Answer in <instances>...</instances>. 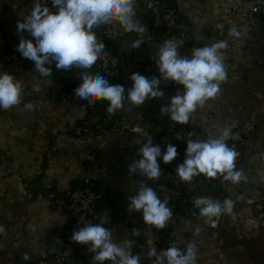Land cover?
Segmentation results:
<instances>
[{"label": "crops", "instance_id": "0c3cea01", "mask_svg": "<svg viewBox=\"0 0 264 264\" xmlns=\"http://www.w3.org/2000/svg\"><path fill=\"white\" fill-rule=\"evenodd\" d=\"M169 1L189 23L188 37H158L149 21L146 0H135L134 4L133 19L143 32L127 33L118 22L98 27L112 30V46L118 54L130 61L148 57L151 78L160 76L156 60L166 40H173L179 55L189 59L196 48L226 41L228 46L221 54L227 80L220 84L214 98L190 114L188 124L194 129L190 140L217 139L225 129L231 130L226 143L232 137L245 140L236 170L244 178L230 187L226 198L206 191L195 180L188 187L192 207L196 208L194 201L200 196L221 204L229 199L233 214L218 227L210 226L211 217L201 214L187 224L181 223L175 235L176 246L185 250L194 246V264H264V20L243 0ZM34 3L0 0V73L12 75L23 88L19 105L0 108V150L7 156L0 162V264H61L51 246L66 242L72 227L56 197L76 182L90 179L100 180L111 190L112 208L117 214L110 230L112 242L139 255V264H155L161 236L144 224L142 213L128 211L130 197L142 185L131 164L149 129H158L164 114L159 106H169L171 99L183 95L185 89L161 79L163 97L146 99L140 106L125 100L124 108L115 112L122 119L117 127L99 138L79 134L86 107L61 99V77L41 76L34 71V63L16 51L20 41L17 21L30 14ZM47 6L53 13L58 11L51 0H47ZM23 35L31 38L26 32ZM136 40L142 41L138 49L132 47ZM129 67L131 70L121 79L125 96L132 86L131 75L138 73L133 63ZM154 102L156 110L152 108ZM29 103L31 109L25 107ZM134 127L139 130L133 131ZM135 226L141 228L139 235L133 234ZM153 248L156 256L149 255ZM66 264L101 262H93L83 253Z\"/></svg>", "mask_w": 264, "mask_h": 264}, {"label": "clouds", "instance_id": "9594fccd", "mask_svg": "<svg viewBox=\"0 0 264 264\" xmlns=\"http://www.w3.org/2000/svg\"><path fill=\"white\" fill-rule=\"evenodd\" d=\"M51 3L58 10L56 13L50 11L47 0H35L30 14L24 16L22 22L17 21L20 41L16 51L32 61L34 71L45 78L52 76L53 65L57 70H82L81 83L74 89L75 95L91 105L98 101L108 102L107 112L110 114L123 109L125 100L131 105L140 106L146 99L163 97L164 93L159 88L163 79L182 85L185 92L174 96L170 105L161 111L177 124H187L196 107L214 98L220 92V84L227 80L221 54V50L228 46L226 41L196 48L189 59L179 55L178 46L173 40H166L157 54L156 65L160 76L148 78L133 73L130 77L132 86L125 96L124 86L110 84L106 76L91 71L100 55L106 54L105 44L97 40L93 28L118 22L127 33L143 32L144 29L133 19L135 0H51ZM25 32L31 38H25ZM141 43V40H136L132 47L138 49ZM22 93L19 80L6 72L0 73V108L7 110L19 105ZM25 107L31 109L32 104ZM230 132V129H225L219 138L207 142L188 141L186 159L176 168L178 178L190 183L193 177L201 174L209 178L223 175L225 181L239 183L244 177L234 171L238 154L226 144ZM177 154V147L173 144H167L162 153L161 148L153 144L152 137L148 136L147 142L138 151L141 158L133 161L131 170L138 171L149 180H157L163 175L158 159L167 164ZM167 205L168 201L161 202L152 187L141 185L138 192L130 197L128 211L142 213L145 224L164 229L172 216ZM194 206L202 216L210 218L222 212L230 213L233 202L225 199L221 204L200 196L195 198ZM104 223L102 218L100 223L80 227L73 231L71 239L81 245H90L89 251L95 254L94 260L101 264L104 261L115 264L117 259L119 264H139V255H132L112 242V234ZM149 255L156 256V249H151ZM24 259H28L27 254ZM165 259L167 264H194V246L190 245L186 254L176 247H170L161 252L155 264H164Z\"/></svg>", "mask_w": 264, "mask_h": 264}, {"label": "built area", "instance_id": "2783aa9c", "mask_svg": "<svg viewBox=\"0 0 264 264\" xmlns=\"http://www.w3.org/2000/svg\"><path fill=\"white\" fill-rule=\"evenodd\" d=\"M252 5V12L259 14L264 20V0H243ZM147 4L152 8L154 12L155 19L154 24L156 26H165L168 34L174 35L175 31H179L178 34L180 37H186L187 33L178 20V11L175 8L168 7L161 0H146ZM105 34L110 36L112 34V30L108 27L105 30ZM171 35V36H172ZM105 44V52L106 54H101L98 61L96 62V66L98 70L103 72V75L107 77L108 80L113 79L118 75L117 66L119 64L118 57L114 56L111 51L108 49L105 42H101ZM133 66L135 70L148 77L151 78L150 64L148 58L146 56H138L133 61ZM55 67L54 65L52 68ZM78 86H68L63 87L58 90L59 97L63 100L69 101H79L82 100L75 95L74 89ZM102 101L96 102L94 105L88 104L86 101V106L94 108L95 106H99ZM152 108L154 110L157 109V103H153ZM98 121V118L95 116H91L88 121L85 122V127L78 128L77 132L81 134L82 131L87 130V126L89 124H93ZM176 126L174 124H170L169 130L170 134L161 138L158 146L161 148L162 153L166 150L167 144H172L173 140L183 141L185 139V131L184 130H176ZM133 131L139 130L138 128H132ZM101 135L98 136V138ZM245 144V140L242 138L239 142L234 143L229 148L233 149L237 152V157L235 160V165L240 161V157L242 154L241 146ZM183 151H186L187 147H181ZM7 160L6 154L0 150V162H4ZM184 159L175 158L172 162L164 163L162 159H158V164L160 165L161 171L163 173L162 177L171 178L173 173H176V168L178 165L182 164ZM192 180H195L199 186L203 187H216L220 189L221 197L226 198L225 195L228 193L230 187L234 185L231 181H225L223 179V175H218L216 178H209L204 174L195 176ZM158 179L152 183L146 184V186H150L157 193L161 202L164 200L168 201L167 207L171 210L172 216L167 222V226L164 229H157L154 226L147 225L148 228L152 229L156 233L163 232L162 238L164 239V247L160 249V254L162 251H166L170 247H175V235L177 231V227L181 223H188L190 220L200 216V211L196 208L192 207L190 200L183 195L180 184L181 180L177 177L173 180V187H167L164 185H158ZM102 199L101 192H96L88 187L84 188H75L70 192V201L68 202V208L71 211V215L74 221V224L77 228L86 226L88 224H94L98 217V201ZM62 204V203H61ZM233 214V211L230 213L222 212L219 216L211 217L210 226L218 227V225L225 220L228 216ZM126 225H129L130 222L126 221ZM111 230V229H110ZM109 230V231H110ZM141 233V228L138 226L133 227V234L139 235ZM90 247V245H81L76 243L75 241H66L61 244H57L55 246L54 254L57 262L61 264L69 263L73 258L77 255H81L85 253V248ZM94 253H90L91 261L96 262L94 260ZM46 254H42V258H45ZM26 264V263H24ZM167 264V262H165Z\"/></svg>", "mask_w": 264, "mask_h": 264}, {"label": "trees", "instance_id": "16d2710c", "mask_svg": "<svg viewBox=\"0 0 264 264\" xmlns=\"http://www.w3.org/2000/svg\"><path fill=\"white\" fill-rule=\"evenodd\" d=\"M161 1L163 3H165L168 7L175 8L174 4L171 1H169V0H161ZM147 12H148V17H149V21L151 23L152 30L158 35V37H163V38L164 37H171L172 34L167 33V29L165 26H156L154 24L155 15H154V12L152 11V8L148 4H147ZM178 20L182 25H184V28H185L186 33H187L186 37H188L189 36V23L179 13H178ZM105 30H106V27H94L93 28V31L96 34L97 40L99 42H105L108 49L111 51V53L114 56L118 57V59H119V64L117 66L118 75L116 77H114L113 79L109 80V83L121 85L122 84L121 83L122 76L124 75L125 72H128L131 70L129 65H130V63H133V60L131 59V61H130L128 58L118 54L115 51V49L112 46V42L114 40V35L111 34L110 36H107L105 34ZM178 32H179L178 30L175 31L174 35H172V36L180 37ZM81 71L82 70L75 69V68L72 69L71 71H63V70H57L55 67H53L52 68V76L53 77H58V76L61 77V80L64 83V87L79 86V84L81 83V79H80ZM91 71L94 74H100L101 75V71L98 70L96 64L93 66V69ZM75 103L81 104V105L85 106L87 109V116L85 117V119H83L80 122L79 128L85 127L86 126L85 122L88 121L91 116H95L98 118L97 122H95L93 124H89L87 126V130L82 131L81 134L88 133V134H92L94 136H99V135L104 134L106 131H109L111 128L117 127L120 124V122H122V119L119 116H117L115 113L110 114L107 112V107L109 106V104L106 101H102L99 106H95L94 108L86 106L85 100H79V101H76ZM171 123L176 126V128H175L176 130H184L186 133V135H185L186 137L183 141H176V140L172 141V144L177 147V153L178 154H177L176 158H180V159L185 160L186 159V151H183L181 149V147H187V142L190 141V137L193 135L192 133H194V129L191 128V126L188 123L183 124V125L177 124L176 122L172 121L170 119L169 115L166 113L163 114V118H162L161 122L158 124V129H156L155 127H152L151 129H149V131L146 134V139L144 140V143L147 142V137L151 136L152 140H153V144L158 145L160 143V140L162 137L170 134L169 126ZM239 141H240L239 137L236 139L234 137H232L226 144L228 147H230L234 143H237ZM244 148H245V144L241 146L242 154L240 157V161L235 165L234 171L237 170V167L243 158ZM95 149H99V148L95 147ZM96 151H98V150H96ZM140 158L141 157L138 155V152H137L134 156V159L138 160ZM136 177L140 181V183H142V185H146L148 183H152L155 181V180H149L147 177L142 176L138 171H136ZM177 177H178L177 174L174 172L171 178H164L161 176L158 179L157 183H158V185H164V186H167L170 188V187L174 186L173 180L176 179ZM84 187H88V188H90L96 192H101L102 199L99 200L97 203L99 213H98V217H97L94 224L100 223L101 219L103 218L105 220L104 227H106L108 230H110L113 226L115 217L117 216L115 209L112 208L113 198H112L111 190L105 184H103L100 180L90 179L88 181L76 182L74 186H72L70 189H68L64 193L57 195V197H56V200L61 201L62 208L65 210L66 214L70 218L71 227H72V234H73V231L78 230L79 228H77L75 226L72 215H71V211L68 208V202L70 201V192L75 188H84ZM180 187H181L183 195L186 196L190 200V194L188 192L189 183H185V182L181 181ZM206 189H207L206 191H212L214 194H217L218 197H221L220 189H218L216 187H207ZM162 233L163 232H159L158 235L161 236ZM72 234H71V236H69L66 239V241L72 240L71 239ZM164 239L165 238H162V236L160 237L159 249H162L164 247ZM55 246H56V244H53L51 246L54 258H55V254H54ZM175 247L178 248L182 254L187 253V250L180 248V247H177V246H175ZM85 253H86L88 259L90 260L91 259L90 258L91 251H89V247L85 248ZM0 259H1V256H0ZM165 262H167L166 259L164 261V264H165ZM21 264H24V262Z\"/></svg>", "mask_w": 264, "mask_h": 264}, {"label": "water", "instance_id": "95a60500", "mask_svg": "<svg viewBox=\"0 0 264 264\" xmlns=\"http://www.w3.org/2000/svg\"><path fill=\"white\" fill-rule=\"evenodd\" d=\"M102 74H103V72H101V75H102ZM162 108H164V107H163L162 105H160V106H159V111H160V112H162V111H161Z\"/></svg>", "mask_w": 264, "mask_h": 264}]
</instances>
